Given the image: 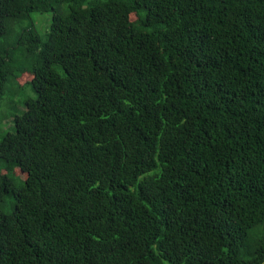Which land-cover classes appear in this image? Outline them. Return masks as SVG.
Wrapping results in <instances>:
<instances>
[{
	"label": "trees",
	"instance_id": "obj_1",
	"mask_svg": "<svg viewBox=\"0 0 264 264\" xmlns=\"http://www.w3.org/2000/svg\"><path fill=\"white\" fill-rule=\"evenodd\" d=\"M15 90L0 264H264V0H0Z\"/></svg>",
	"mask_w": 264,
	"mask_h": 264
},
{
	"label": "rangeland",
	"instance_id": "obj_2",
	"mask_svg": "<svg viewBox=\"0 0 264 264\" xmlns=\"http://www.w3.org/2000/svg\"><path fill=\"white\" fill-rule=\"evenodd\" d=\"M51 19H52V13L51 12H47V13H35L33 15V23H34V25H36V27L38 26V29L40 31L45 30L46 29L45 27L49 26V24L51 22ZM29 25L27 23H25V24L22 23V25H20V27L23 26L22 28H24V27L27 28ZM20 27H19V25H17V28H15V30H14V35L18 31L21 30V29H19ZM14 56L17 59L18 62H21V63L24 62L23 64L27 65V61H26V59L24 60L23 55H22V53H21L20 50H16ZM11 82L12 81L10 80L8 82L9 83L8 85H10ZM6 95H7V98L3 102V105L0 106V111L2 112V115L5 114V113H6V115L18 114V113L21 112V109H24L25 108V105L23 104L24 103V98H26L28 94H26V96L24 97L22 91L15 90V91H12V93H6ZM19 100H21L23 103H19L18 104V110H15L14 108H12V104L15 101H19ZM12 125H13L12 119H7L5 121V126L6 127L10 128ZM10 130H13V128L10 129ZM0 133H1V136L4 135L5 130H1ZM263 230H264V226L260 227L259 232H261Z\"/></svg>",
	"mask_w": 264,
	"mask_h": 264
}]
</instances>
